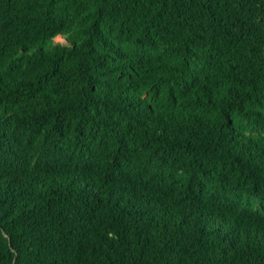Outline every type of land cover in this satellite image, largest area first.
<instances>
[{
  "label": "trees",
  "instance_id": "16d2710c",
  "mask_svg": "<svg viewBox=\"0 0 264 264\" xmlns=\"http://www.w3.org/2000/svg\"><path fill=\"white\" fill-rule=\"evenodd\" d=\"M0 264H264V0H0Z\"/></svg>",
  "mask_w": 264,
  "mask_h": 264
},
{
  "label": "rangeland",
  "instance_id": "374dc122",
  "mask_svg": "<svg viewBox=\"0 0 264 264\" xmlns=\"http://www.w3.org/2000/svg\"><path fill=\"white\" fill-rule=\"evenodd\" d=\"M57 40H62V38L58 37Z\"/></svg>",
  "mask_w": 264,
  "mask_h": 264
}]
</instances>
